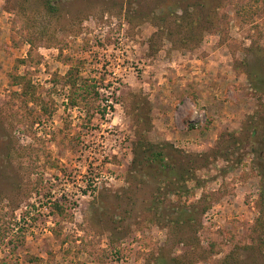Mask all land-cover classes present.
I'll return each mask as SVG.
<instances>
[{"label": "rangeland", "instance_id": "rangeland-1", "mask_svg": "<svg viewBox=\"0 0 264 264\" xmlns=\"http://www.w3.org/2000/svg\"><path fill=\"white\" fill-rule=\"evenodd\" d=\"M163 1L57 0L49 12L45 0H0V264H144L168 232L144 221L154 181L129 172L135 142L210 152L258 111L249 79L264 68V9L244 19L254 0H217L213 29L175 21ZM198 1L203 13L215 2ZM73 66L98 92L90 120L68 105ZM229 141V160L197 172L204 185L190 200L220 199L202 217L195 254L206 258L195 264L246 256L256 235L260 177L246 145Z\"/></svg>", "mask_w": 264, "mask_h": 264}, {"label": "trees", "instance_id": "trees-1", "mask_svg": "<svg viewBox=\"0 0 264 264\" xmlns=\"http://www.w3.org/2000/svg\"><path fill=\"white\" fill-rule=\"evenodd\" d=\"M53 1L57 0H45L44 6L49 12H54L57 8ZM212 1L215 2L206 5L208 11L205 13L201 11L204 5L198 0H164L160 7L167 9L177 22L186 21L190 27L201 25L203 27L206 24L207 28L216 29L217 15L224 2ZM253 2H249L250 6L248 4L240 6L238 13L244 15L242 16L244 19L252 18L263 11L264 0ZM251 70L249 73L253 74V77L249 79V84L257 95L260 106L258 111L243 123L241 132L237 136L220 135L210 152L198 153L178 148L167 141L152 142L144 134L135 142L129 172L132 174L133 170L136 175L154 181L149 195L142 202L143 212L146 214L144 221L147 224L154 223L168 232L161 246L145 254L144 264H195L197 260L206 258L203 254H195L198 242L196 233L202 224L203 215L211 208L212 203L220 199V196L216 192H208L202 193L196 199H190L204 185L197 172L211 166L218 157L228 159L229 155L227 157V149L224 147L227 146L228 149L232 147L229 140L246 145L251 156L250 165L256 170L260 181L258 198L255 202L258 216L253 227L256 235L250 244L243 246L246 256L232 250L222 264H264V68L259 72L255 69ZM11 83L19 85L20 96L24 97L25 101L36 103L38 99L39 103L40 97L36 95V88L28 77L13 75ZM63 83L69 87L68 105L72 108L85 106L86 108L82 109L90 120L89 105L98 97V92L93 91V84L87 83L86 78L80 75L78 66L67 70ZM41 104L43 111L47 112L43 100ZM142 119L140 117V120ZM184 244L193 248L192 256L189 258L185 253L181 256L174 254L175 247Z\"/></svg>", "mask_w": 264, "mask_h": 264}]
</instances>
